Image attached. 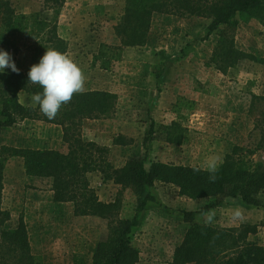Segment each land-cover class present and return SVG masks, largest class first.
<instances>
[{
	"label": "rangeland",
	"instance_id": "rangeland-1",
	"mask_svg": "<svg viewBox=\"0 0 264 264\" xmlns=\"http://www.w3.org/2000/svg\"><path fill=\"white\" fill-rule=\"evenodd\" d=\"M33 1L36 0H20L17 6H13L20 14V10H33L25 6ZM106 2L108 5L99 11L105 13V21L98 25L92 23L90 30L93 36H88L92 42H97L93 39L96 36L103 44L115 46L110 44L115 41L111 31L115 34L114 29L120 22L125 2ZM41 4L43 7L44 0H41ZM208 25L209 22L203 18L155 14L147 43L141 47L126 48L118 57L120 61L110 58L97 60L100 42H97V51L95 48L89 50V47L87 50V45L86 48L79 47L77 60L81 63L78 66L90 87L103 80L107 82L108 72H116L121 64L135 67L123 68L120 73L126 78L129 77L128 73L136 76V67L140 63H156L163 68L157 70L160 74L155 76L156 80L163 78L164 84L160 90H154L150 102L144 101L142 98L147 96L142 94L138 98L128 97L119 101L116 113L106 119L113 122L112 128L103 127L101 131H95L90 127L83 130V134L89 138L96 134L102 144L110 143L118 135L126 136L128 145L115 147L109 155L116 168L124 166L135 156H142L146 159L147 167L159 161L207 170L209 162L215 161L218 166L236 147L244 148L242 154L248 160L264 166V142L260 131H255V120L260 117L263 105L253 99V96L264 97V30L256 20L239 25L236 47L257 60L244 61L223 74L215 67L206 66L218 41L217 33L208 35ZM21 54L26 55L25 52ZM20 65L25 66L21 55ZM95 71L100 75L94 76ZM138 82L140 84V80ZM138 88L141 89L140 86ZM148 90L151 91L150 86ZM152 122L155 123L153 131ZM173 123L177 124L175 136L181 135L180 144L165 141L164 127ZM100 178L99 173H94L91 178L92 187L99 198L103 202H113L121 193V215L123 218L133 217L137 198L132 191L122 190L112 182H101ZM153 188L155 193L149 202L154 200V206L148 211L144 209L146 215L141 221L140 230L132 236L133 244L140 252L139 264H171L174 251L188 230L189 223L185 220L184 212L190 209L197 213L195 221L199 223L208 222L224 228L257 226V234L249 236V240L264 247V207L248 206L239 199H226L211 210L214 216L209 222L201 213L208 200L193 201L182 197L179 190L170 185L156 184ZM23 195L25 193H6L4 204L12 215L9 222L11 227L17 226L21 214L30 215L28 229L33 253L42 257L44 264H91L98 244L107 238L108 221L96 217L72 218L73 205L56 210L49 193H35L33 200L27 199L35 203L26 208L22 205L25 200ZM261 199L264 205V195ZM237 208L239 217L234 215ZM56 211H60V214L55 217Z\"/></svg>",
	"mask_w": 264,
	"mask_h": 264
},
{
	"label": "trees",
	"instance_id": "trees-1",
	"mask_svg": "<svg viewBox=\"0 0 264 264\" xmlns=\"http://www.w3.org/2000/svg\"><path fill=\"white\" fill-rule=\"evenodd\" d=\"M125 6L115 34L120 46L101 44L96 59L120 61L119 55L128 47H141L155 14L178 18L189 16L206 19L208 35L217 33L218 41L207 67L225 74L247 60H257L236 47V33L242 23L258 21L264 30V0H124ZM66 0H44L43 11L57 13ZM57 20L47 21L40 13L19 14L10 0H0V46L16 54L25 52V66L18 72L0 74V132L25 119L56 125L63 130L67 153L55 150L11 149L3 147L0 163V264H44L42 257L32 251L28 226L21 214L16 227L9 222L11 214L3 210L4 161L19 157L24 161L26 175L52 180L54 202L72 204L75 217H96L108 221V235L92 255L91 264H139L140 252L132 236L139 225L138 216L152 196L146 189L156 184L176 187L179 195L193 201L208 200L201 213L220 206L226 199H239L252 207H264V166L254 164L243 156L244 148L236 147L217 166L215 182L209 181L208 170L199 167L152 162L146 166L142 156L131 158L122 167L110 162L107 147L88 141L83 136L87 120H106L116 113L118 96L105 91L74 93L63 104L55 119L49 120L39 106L25 107L19 102V93H40L38 84H31L28 72L37 64L47 48L68 53V44L58 35ZM262 103L260 117H256L255 131L259 130L264 142V97L253 96ZM154 122L151 130L153 131ZM177 124L164 127L166 142L180 144L181 135L175 136ZM128 139L119 135L116 146H127ZM195 169H200L196 171ZM99 173L104 182H112L122 190H131L137 198L135 214L123 218L121 193L113 202H103L92 187L89 175ZM196 212H184L189 223L182 243L175 249L171 264H264V247L249 240L256 235L257 226L243 225L224 228L213 223L195 221Z\"/></svg>",
	"mask_w": 264,
	"mask_h": 264
},
{
	"label": "crops",
	"instance_id": "crops-1",
	"mask_svg": "<svg viewBox=\"0 0 264 264\" xmlns=\"http://www.w3.org/2000/svg\"><path fill=\"white\" fill-rule=\"evenodd\" d=\"M10 1L12 5L14 4L17 6L20 0H10ZM41 5H42L41 0L29 2L25 6L31 7L33 10L31 11H26V9L20 10V14L32 15V14L40 13L41 17L47 21L57 20L58 35L68 44L67 55L73 61L75 60L77 64L81 63V61L79 62V60H77V53L79 51V47H85L87 45L86 46L87 50L89 47L90 48L89 50L95 48V50L97 51L98 50L97 42L103 44V42L100 39H98L96 36H94L93 39L97 40V42H92L93 41L92 38L89 37L88 35L93 36L92 35L93 32H91L90 30L92 23L98 25L100 24V22L105 21L106 18L105 13L104 14L99 13V11L104 10V8L108 5L106 0H104L103 2L97 0H66L65 6L58 13L55 10L43 11V7H41ZM13 8L15 9V6H13ZM111 34H112L111 36L115 41L110 42V44L115 46H120V41L118 40L117 36L114 34L113 31H111ZM103 41L105 42L106 39L103 38ZM0 48H3L12 55L13 60L15 61V64L19 70L24 67V65L22 66L20 65V55L22 56V58H24V55L16 54L10 48H6L2 46H0ZM124 67L126 68V70L130 68L135 69V67H133L132 64H127V65L121 64V67H117L116 72L114 73L108 72V75L106 77L108 80L107 82L106 80L105 81L103 80L101 83L96 84L95 86L92 87H90L88 84L85 83L87 82V80L85 79L83 90L80 92L105 91L116 94L118 96L119 101L126 100L128 97L131 96L137 97L138 95L142 94L143 96H147L146 98H142V99L144 101L150 102L152 100L154 90L155 89L157 91L160 90V87L162 88L164 84L163 78H159V80H156L157 78L155 76V74H160L159 71L157 70L163 69L162 65H158L156 63L148 64L147 62L140 63L139 66L136 67L138 68L137 69L138 73H136V76L138 75V77L136 78L135 75H131L134 76L132 79L129 73L127 74V76H129L128 78L121 75L120 72L123 71ZM5 72L11 73L12 71L11 69H6ZM98 75L100 74L95 71L94 76H98ZM138 80H140V84ZM138 86H140L141 89H139ZM148 86L151 87V91L148 90ZM134 88L135 91L133 90ZM19 102L21 105L25 107L28 106L36 107L33 106L31 103V95H28L27 93L24 92L19 93ZM0 120H3V118L0 117ZM113 125H114L113 122L110 120L109 121L87 120L83 124V130L84 129L89 130L90 127H92L95 129V131H101L100 128L103 127L106 129L108 127L112 128ZM83 136L88 141H92L100 146L109 148L111 154L115 147H119V148L123 147V146H116L113 144L114 138H116L117 136L114 137L113 140L108 144H102L98 140L96 134L94 135L93 138L86 137L85 134H83ZM58 144H60L61 146L60 147L56 146ZM3 147H7L11 149L13 148V149L55 150V151H60L62 153L68 152V147L63 142V130L61 127L36 120H30V119H25L23 121H20L13 127L3 128V130L0 132V163L3 162V158L1 157V149ZM110 162L113 164L112 159H110ZM4 165H5L4 180H3L4 190H3V203H2L3 210L9 211L5 208V204H4L6 193H25V195H23L25 196L24 197L25 200H23L22 205L26 206V208L32 206L35 203V201L32 202L27 201L28 198L29 200H33V196L35 195V193H49L53 198V203L55 205L54 207L57 208L56 210H60V207L62 208V206L68 205V204H57L54 202V193L52 192V180L45 178L29 177L26 175L24 168V161L22 158L19 157L9 158L6 161H4ZM92 176H94V173L89 175L90 181ZM100 179L101 182H104L102 181V178ZM44 187L46 188L45 190ZM153 189L154 188L147 189L149 190L147 192L149 193L152 192L151 196H154L153 193H155L153 192L154 191ZM21 200L22 198L20 199V202ZM153 203L154 200L153 202H148L145 211H148L152 206H154ZM190 210L192 211L194 209H190ZM145 211L139 214L138 216L139 225L134 229V232L140 230L141 221L145 218L146 215ZM59 212L60 211L55 212V217L57 216L56 214L58 215L60 214ZM23 215L25 222L28 226L29 224H31L29 221L30 215L28 213H25ZM70 216L76 219L85 218V217H75L74 209L71 210ZM9 225L11 226V223H9Z\"/></svg>",
	"mask_w": 264,
	"mask_h": 264
},
{
	"label": "clouds",
	"instance_id": "clouds-1",
	"mask_svg": "<svg viewBox=\"0 0 264 264\" xmlns=\"http://www.w3.org/2000/svg\"><path fill=\"white\" fill-rule=\"evenodd\" d=\"M6 69L18 72L12 55L0 48V74ZM28 80L31 84H38L43 91L31 96L33 106H39V110L49 120L55 119L62 105L69 102L74 93L83 90L84 75L82 69L67 54L61 53L54 48H47L45 54L37 64L31 66L28 72ZM199 171L200 169H195ZM209 181L215 182L217 164L215 161L207 164ZM202 215L210 222L214 212L209 211ZM235 217L240 216L237 208L234 212Z\"/></svg>",
	"mask_w": 264,
	"mask_h": 264
}]
</instances>
